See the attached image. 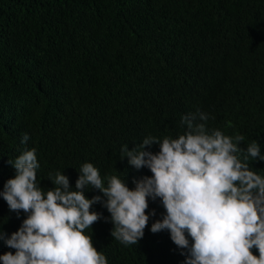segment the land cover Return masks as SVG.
I'll return each mask as SVG.
<instances>
[{
    "label": "trees",
    "instance_id": "obj_1",
    "mask_svg": "<svg viewBox=\"0 0 264 264\" xmlns=\"http://www.w3.org/2000/svg\"><path fill=\"white\" fill-rule=\"evenodd\" d=\"M197 109L209 129L243 135L242 150L255 140L264 155V0H0V192L16 174L9 160L31 148L45 191L56 171L74 189L85 162L105 186L117 175L134 188L152 173L121 159V147L175 138ZM249 166L264 176V160ZM84 191L101 197L86 232L108 264H186L168 230H150L165 214L160 198L148 199L143 238L125 245L111 236L103 193ZM27 215L0 196L6 236ZM9 251L0 238V255Z\"/></svg>",
    "mask_w": 264,
    "mask_h": 264
},
{
    "label": "clouds",
    "instance_id": "obj_2",
    "mask_svg": "<svg viewBox=\"0 0 264 264\" xmlns=\"http://www.w3.org/2000/svg\"><path fill=\"white\" fill-rule=\"evenodd\" d=\"M211 118L197 109L181 118L185 131L175 138L149 135L131 149L123 145L121 159L152 173L135 180L134 188L117 175L107 177L105 186L99 169L85 162L74 189L68 176L56 171L47 177L54 187L45 191L37 176L35 148L10 159L16 174L0 196L11 211L28 215L10 236L0 230V238L15 249L0 255L2 264H108L86 232L101 219L92 210L101 197L88 198L85 188L103 193L113 223L111 236L125 245L143 238L148 199L160 198L165 214L150 230H168L173 243L186 250V264H264V176L249 166L250 158L264 160V155L255 140L242 150L238 145L243 135L209 129ZM29 139L25 133L21 143ZM154 143L160 150L147 151Z\"/></svg>",
    "mask_w": 264,
    "mask_h": 264
}]
</instances>
